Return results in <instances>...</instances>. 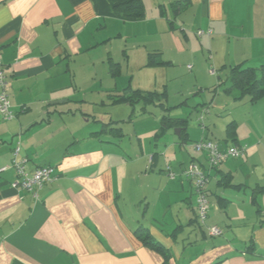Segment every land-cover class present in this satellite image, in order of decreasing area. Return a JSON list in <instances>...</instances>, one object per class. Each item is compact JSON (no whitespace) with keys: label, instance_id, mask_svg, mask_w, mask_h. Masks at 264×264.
Listing matches in <instances>:
<instances>
[{"label":"crops","instance_id":"1","mask_svg":"<svg viewBox=\"0 0 264 264\" xmlns=\"http://www.w3.org/2000/svg\"><path fill=\"white\" fill-rule=\"evenodd\" d=\"M117 1L0 0V60L15 114L0 113V170L20 143L29 173L52 167L55 177L36 198L13 187V168L0 172V264H264V96L252 102L230 80L237 66L264 65V0H142L140 18L115 12ZM199 30L213 33L198 37ZM209 54L226 85L212 137L222 148L246 149L210 173V222L225 231L214 240L197 220L193 184L183 175L206 155L188 145L200 139L189 118L172 114L185 96L214 86L205 83L214 78ZM189 64L195 71L183 76L194 88L167 103L178 78L169 70ZM158 67L167 69L162 91L148 88L144 72L134 80L135 70ZM89 85L100 91L91 100ZM100 106L129 116L97 119L91 108ZM125 124L135 125L131 144L148 139L140 152L127 146Z\"/></svg>","mask_w":264,"mask_h":264},{"label":"rangeland","instance_id":"2","mask_svg":"<svg viewBox=\"0 0 264 264\" xmlns=\"http://www.w3.org/2000/svg\"><path fill=\"white\" fill-rule=\"evenodd\" d=\"M208 61H209L210 66H208L207 72L211 76H214V78H209V81H206L205 83H207V84H212L213 83L214 86L207 87L206 89L202 90L200 95H195V94L191 93V95L185 96V97H187V101H186L187 104L183 103V104L179 105L177 108H175L174 110H172L173 116H179V115L181 116L182 115V116L188 117L189 121H190L192 137L194 139L200 138L198 140H194V141L189 142L188 145L191 148H192V145H193L194 142L200 141L205 136L209 137L208 138L209 140H212V141H215V142H219L217 139L212 137L213 135H212V131H211L212 130V125L211 124L213 123V121L216 118H219V119L222 118L216 112H217V109H218L217 107L218 106L219 107L223 106V104H224V94H225L224 93V91H225L224 89H225L226 85L225 84L219 85V80H218L219 74L222 77H223V74H221L220 71H218L215 68V66L212 64V59H211V55L210 54L208 56ZM162 68L163 67H158V68H156V69H154L152 71H148L147 73H146V71L148 69H145L143 71L135 70V72H134L135 73L134 80H138V74L140 72H144V73H142V77L146 81H148V82L150 81L148 83V85H149L148 88L149 87L156 88L159 91H162L164 89V86H161V81L164 80L163 74L166 75V73H164V72H165V70H167V69L164 70ZM184 68H185V72L183 71L184 69L181 66H177L173 70H169V72H174V74H176L178 78L175 79V80H172L169 83V91H168V101H167V103H173V102H175L177 100L182 99V95L178 92L180 89H183V90L186 91V90H190V89L194 88L193 82L191 81V78H190L191 76H189V78H187L186 80H185V78L183 76V74H185V76L192 75L194 73V71H195L194 66H193V64H189L188 66H186ZM169 69H171V68H169ZM127 73H128L127 68L126 69L124 68L123 77H122L123 83H126L129 80V75L125 76ZM200 81H201V79H200ZM135 83L136 82L134 81V84ZM106 85H108V81L106 82ZM104 86H105V84H104ZM88 87L90 88V91H89L88 94H89L90 100H91L100 91H99V88H96L93 85H89ZM215 87H216V90L214 89ZM221 88H222V91L219 92V90ZM92 95H94V96H92ZM90 100H88V101H90ZM96 102L98 103L99 101L96 100ZM93 105L97 106L98 104H92L91 106H93ZM124 106H121V107L127 108L128 105L125 106V107ZM121 107H117V108L113 109L110 106L109 107L100 106L99 107V111H98L97 108H91L94 111V112H91V114L95 115L97 117V119L98 118L102 119L103 117H107L106 115L104 116V113H109L110 114V112L112 113V115L115 116V118H119V119L128 118L129 110H127V109L126 110L119 109ZM128 108H130V106H128ZM87 109L90 110V106ZM115 110H119V111L115 112ZM149 110H150V112L155 110L156 113H159L158 111H160V107L159 106H151L149 108ZM148 118L152 122L146 123L145 125L147 127H150L151 123H153V121H154V118L151 117V115H148L147 119ZM142 121H143V117H141V116H138L137 118L136 117L134 118V123L136 125L142 124ZM134 126H132L131 124H125V128L124 129H125V132L127 133L126 142H127V146L134 145L135 147L136 146L138 147V148L136 147L137 149H130V150H132V151L136 150L137 152H140L141 151V148H140L141 144H148V139H144L143 143H140L139 140L137 139L136 143L131 144V142L132 141L135 142V139H136L135 133H134ZM213 128H214V126H213ZM172 134H173V132H172ZM175 134H176V130H175ZM163 149H165V148H163ZM158 151H159L158 153L160 155L162 154L165 157L166 150H158ZM193 152H195V151L193 150ZM152 154H154V153H152ZM197 154H199V153H197ZM150 155L151 154H148V156H147L148 159L150 158ZM151 165L152 164L149 161V167H151ZM204 165L208 168V164L206 162V159H204ZM169 168L172 169L170 165H167L165 167V169H167V170H165L167 175L169 174L168 173L169 172V170H168ZM193 198H194V201L196 202V199H197L196 195H193ZM208 198H209V196H208ZM209 201H210V204H211L210 198H209ZM261 208L264 209V207H262V206H261ZM254 210L256 211V209H254ZM237 214L238 213H236L234 215L236 216ZM252 215H253V213H252ZM210 226H215V225L210 222V216H209V218H208V220L206 222V226H202V228L206 230L207 234H208L207 227H210ZM222 231H223V234H224L225 231L223 229H222ZM219 237L220 236L213 238V237H210L208 235V238L211 239V240H214V239L219 238Z\"/></svg>","mask_w":264,"mask_h":264},{"label":"built area","instance_id":"3","mask_svg":"<svg viewBox=\"0 0 264 264\" xmlns=\"http://www.w3.org/2000/svg\"><path fill=\"white\" fill-rule=\"evenodd\" d=\"M212 33V30H199L197 32V36L201 37L204 35H212ZM7 88V76L5 74L4 64L0 60V113L5 120H11L15 118V114L12 111ZM192 148L196 153H202L206 155L208 168L200 162L193 161L189 167L183 171V175L193 184V192L197 197L196 203L198 219L201 226H206L211 208L206 187L209 182L211 171L219 167L224 161L228 159L243 157L246 153V149L239 146L222 148L218 142L209 139H201L200 141L194 142ZM20 152L21 146L20 143H18L13 152L14 158L11 166L3 167L0 172L13 168L17 176L16 181L12 184L13 187L30 192L36 198H38V193L46 185L54 181V169L52 167H41L29 173L26 167V159L19 158ZM168 170L169 176L171 178H175L176 174L172 172L170 168ZM207 230L208 235L213 238L223 235L222 229L218 226L207 227Z\"/></svg>","mask_w":264,"mask_h":264},{"label":"trees","instance_id":"4","mask_svg":"<svg viewBox=\"0 0 264 264\" xmlns=\"http://www.w3.org/2000/svg\"><path fill=\"white\" fill-rule=\"evenodd\" d=\"M115 12L121 13L129 18H140L144 16L145 7L142 0H119L113 6ZM156 63L154 58H150V64ZM232 88L237 89L242 93H247L251 96V101L254 102L264 96V65L259 69L235 67L230 76ZM156 95L154 92L141 94L137 92L138 97L151 99ZM134 96V95H133ZM128 101L134 102V97H128ZM173 123V122H171ZM233 131L230 130V135ZM199 222V219L197 217ZM200 223V222H199ZM143 242L158 250H162V246L153 241L149 236H143Z\"/></svg>","mask_w":264,"mask_h":264},{"label":"water","instance_id":"5","mask_svg":"<svg viewBox=\"0 0 264 264\" xmlns=\"http://www.w3.org/2000/svg\"><path fill=\"white\" fill-rule=\"evenodd\" d=\"M180 132V128L176 129V133L179 134Z\"/></svg>","mask_w":264,"mask_h":264}]
</instances>
